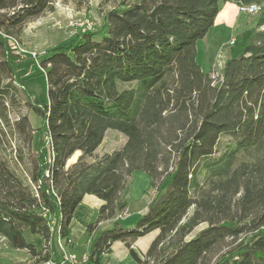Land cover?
<instances>
[{"label": "trees", "instance_id": "obj_1", "mask_svg": "<svg viewBox=\"0 0 264 264\" xmlns=\"http://www.w3.org/2000/svg\"><path fill=\"white\" fill-rule=\"evenodd\" d=\"M53 1L0 0V236L8 247L27 250L37 264L60 260L56 239L72 248L73 212L92 194L102 203L85 225L83 264H105L116 240L136 264H264V10L214 85L196 42L220 0H121L98 30H81L40 59L47 96L40 103L16 72L14 44ZM19 91L41 118L37 128L25 115L9 122L4 103ZM4 126L25 145L12 157ZM108 129L125 142L95 156ZM135 170L149 175L155 193L127 225L119 216ZM105 220L111 225L100 228ZM154 229L141 255L132 243Z\"/></svg>", "mask_w": 264, "mask_h": 264}, {"label": "rangeland", "instance_id": "obj_2", "mask_svg": "<svg viewBox=\"0 0 264 264\" xmlns=\"http://www.w3.org/2000/svg\"><path fill=\"white\" fill-rule=\"evenodd\" d=\"M120 2L121 0H54L52 10L43 12L22 26L20 39L14 44L15 50L20 56V61L16 64L15 69L18 76L24 79L26 90L31 92L40 103H46L47 100L46 69L40 67V59L43 56L45 57L56 46H67L79 31L85 27L88 28L86 24H90V28L86 30H98L102 24V14L106 10L117 6ZM262 7L264 10V6ZM262 11L255 14H245L239 11L238 4H227L226 14L216 20L215 24L209 28L205 38L197 40L196 60L201 70L213 78L214 85H218L220 82L224 61L241 51L242 46L248 39L249 31L262 15ZM82 22L85 26L79 25ZM232 40L233 43H231ZM10 98L11 100L8 99L4 103L10 124L19 116L25 115L30 126L37 128L41 123V118L25 104L24 94L19 91L16 95L11 94ZM12 128L4 126L9 143V145L8 143L6 144L9 157L15 154V148L18 145L20 147L25 146L18 139L16 132ZM36 134L35 132L34 136ZM124 142L125 136L120 131L108 129L101 144L95 150V156L116 150ZM24 149L26 150L27 148L24 147ZM32 149H34V143L32 144ZM78 154L79 152H75L67 163L70 164L74 161ZM154 193L155 190L150 186L149 175L141 170L133 171L123 192V196L128 202L127 210L126 213H122L119 216V220L126 223L135 220L139 214L147 209L150 198ZM97 211L92 214L89 211L87 212L90 222L95 220ZM205 226V223H200L189 236ZM99 227L103 228V224H100ZM77 235L79 237L74 241L71 252L63 243L56 239V248L60 253L61 259H66L65 257H67L70 261L72 256L79 262L85 253L88 252L89 236L87 232H83V234L77 233ZM24 236L28 242L34 243L38 249L41 248L42 240L38 235L25 230ZM144 253L140 252L141 255H144ZM52 261L57 262L55 260ZM0 264L37 263L31 258L27 250L8 247L5 239L0 236ZM41 264H50V260ZM105 264H136V262L129 253L121 254L116 251L114 246L113 250L105 258Z\"/></svg>", "mask_w": 264, "mask_h": 264}, {"label": "crops", "instance_id": "obj_3", "mask_svg": "<svg viewBox=\"0 0 264 264\" xmlns=\"http://www.w3.org/2000/svg\"><path fill=\"white\" fill-rule=\"evenodd\" d=\"M227 4H237V3L232 1V0H227V1L220 0L219 10H218L217 15L215 16L213 24H215V22H216V20H218V18H221V16L223 17V15L226 14ZM261 5L264 6V0H262ZM203 38H205V36ZM204 49H205V47H204ZM196 53H197V49H196ZM101 203H102V201L99 198H97L96 196H94L92 194H85L83 196L81 202L76 206V208L73 212L71 221H70V225H69L70 226V239H71V242L73 243V245H74V241H76V238L79 237V235H77V233L83 234V232H86L85 231V225L90 222V218H88L87 212L89 211L90 214H92L93 212H96ZM123 218H125V217H123ZM134 221L135 220H133L130 223H126V222H123V223L130 225ZM111 223H112V220H105V221L101 222L100 224H103V228H105V227L110 226ZM157 234H158L157 229L151 230L150 232L146 233L145 235L138 237L132 243V247L135 248L138 252H141V253L146 252L151 241L155 238V236ZM114 246L116 247L117 252H119L121 254L128 253V249L122 241H120V240L114 241L111 245V251L113 250ZM72 248H73V246H72ZM72 248L70 249V252L72 251ZM86 253H85V255H86ZM69 255H71V254H69ZM107 256H108V254L105 256V258Z\"/></svg>", "mask_w": 264, "mask_h": 264}, {"label": "built area", "instance_id": "obj_4", "mask_svg": "<svg viewBox=\"0 0 264 264\" xmlns=\"http://www.w3.org/2000/svg\"><path fill=\"white\" fill-rule=\"evenodd\" d=\"M238 9L241 13H245V14H255L257 12H261L263 10V7L261 4H243L242 2L238 3ZM80 26H85V24L79 23ZM88 26V28H84V29H89L90 28V24H86ZM83 29V30H84ZM231 43H233V40L231 41ZM66 259H60L57 262H53L52 260H50V264H83L86 261V255H84L81 259V261H76L74 259V257L71 256V259L69 261V259H67V257H65Z\"/></svg>", "mask_w": 264, "mask_h": 264}, {"label": "bare ground", "instance_id": "obj_5", "mask_svg": "<svg viewBox=\"0 0 264 264\" xmlns=\"http://www.w3.org/2000/svg\"><path fill=\"white\" fill-rule=\"evenodd\" d=\"M252 4H256V3H252Z\"/></svg>", "mask_w": 264, "mask_h": 264}]
</instances>
